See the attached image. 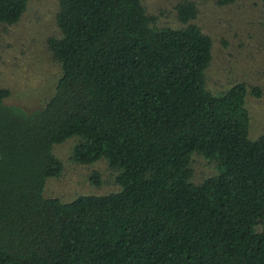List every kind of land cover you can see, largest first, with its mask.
I'll use <instances>...</instances> for the list:
<instances>
[{"label":"trees","instance_id":"obj_1","mask_svg":"<svg viewBox=\"0 0 264 264\" xmlns=\"http://www.w3.org/2000/svg\"><path fill=\"white\" fill-rule=\"evenodd\" d=\"M26 2L0 0V22ZM55 3L52 94L26 110L0 85V264H264V134L247 136L244 81L206 86L194 2L173 5L172 26L142 0ZM71 135L70 158L103 160L116 188L42 193L62 167L52 144ZM193 151L210 168L198 180Z\"/></svg>","mask_w":264,"mask_h":264},{"label":"rangeland","instance_id":"obj_2","mask_svg":"<svg viewBox=\"0 0 264 264\" xmlns=\"http://www.w3.org/2000/svg\"><path fill=\"white\" fill-rule=\"evenodd\" d=\"M158 25L179 24L173 5L179 0H142ZM195 15L187 22L196 24L211 39V59L204 70L211 90L241 80L247 86L244 106L248 111L247 136L264 134V6L261 0H192ZM55 0H27L20 18L13 24L0 22V85L10 94L5 102L24 109L40 106L54 89L58 63L50 59L45 37L56 32ZM256 87V95L251 88ZM251 90V92H250ZM75 135L52 144L61 161L58 175L45 179L42 193L66 201L78 194L102 193L116 188L111 170L103 160L79 163L70 158ZM192 152L193 180L210 172L209 165ZM98 171V182L89 176ZM264 224V200L257 217Z\"/></svg>","mask_w":264,"mask_h":264}]
</instances>
